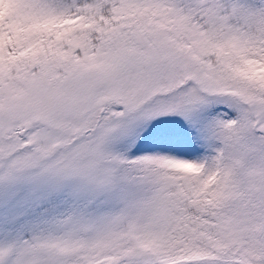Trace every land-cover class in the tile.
I'll use <instances>...</instances> for the list:
<instances>
[{
  "label": "snow or ice",
  "instance_id": "6c2138e0",
  "mask_svg": "<svg viewBox=\"0 0 264 264\" xmlns=\"http://www.w3.org/2000/svg\"><path fill=\"white\" fill-rule=\"evenodd\" d=\"M0 264H264V0H0Z\"/></svg>",
  "mask_w": 264,
  "mask_h": 264
}]
</instances>
